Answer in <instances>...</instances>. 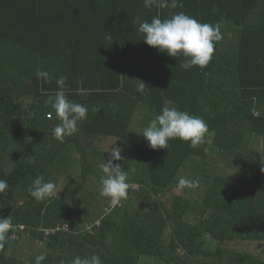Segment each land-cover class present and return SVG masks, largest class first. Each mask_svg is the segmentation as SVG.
I'll return each instance as SVG.
<instances>
[{"label": "trees", "instance_id": "16d2710c", "mask_svg": "<svg viewBox=\"0 0 264 264\" xmlns=\"http://www.w3.org/2000/svg\"><path fill=\"white\" fill-rule=\"evenodd\" d=\"M178 2L0 0V219L11 223L0 264L41 254V264L93 255L102 264H264V0ZM181 11L220 25L203 69H183V56L137 32ZM61 76L68 99L88 108L62 143L45 104ZM164 107L207 123L198 148L148 146L142 132ZM109 137L121 139L113 164L129 185L114 208L99 194ZM39 176L59 193L36 202L28 188ZM182 178L196 183L181 187Z\"/></svg>", "mask_w": 264, "mask_h": 264}, {"label": "clouds", "instance_id": "9594fccd", "mask_svg": "<svg viewBox=\"0 0 264 264\" xmlns=\"http://www.w3.org/2000/svg\"><path fill=\"white\" fill-rule=\"evenodd\" d=\"M145 8H177L183 7L178 0H143ZM137 32L143 37L147 45L157 48L160 52L171 57L183 56L184 60L180 66L188 70L194 66L205 68L212 59L215 42L221 40L220 25L201 23L195 17L184 12L173 14L170 18L161 19L159 15L154 16L151 21L139 23ZM38 78L48 82L51 77L47 71H38ZM66 77L56 79L59 89L55 95L49 96L45 101L55 111L59 124L53 129V138L64 141L65 136H72L78 131L77 122L87 117L88 108L78 102L69 100L63 91ZM146 84H138L137 92L144 93ZM98 111V109H93ZM208 133L207 123L198 116L190 115L187 111L175 107H164L149 125L143 130L142 135L152 149L168 147L171 139H180L189 143L191 148H198L205 140ZM111 159L101 166L100 195L109 198L111 207L118 206L128 196L129 185L126 182L128 174L121 169L119 164L113 161L122 159L121 150L118 147L111 149ZM264 171V169H262ZM196 182L187 179H180L181 187H193ZM8 188L5 180H0V193ZM28 192L36 202L45 201L57 194V185L52 181L45 182L43 176L37 177ZM10 217L0 219V248L10 231ZM45 259L43 254L36 257L35 264H41ZM72 264H102L99 256L93 255L90 258L76 257Z\"/></svg>", "mask_w": 264, "mask_h": 264}, {"label": "rangeland", "instance_id": "374dc122", "mask_svg": "<svg viewBox=\"0 0 264 264\" xmlns=\"http://www.w3.org/2000/svg\"><path fill=\"white\" fill-rule=\"evenodd\" d=\"M121 146V139L120 138H117V137H109L107 140H106V144H105V148L110 150L113 148V147H118L120 148ZM91 179V178H90ZM59 188L60 187H57V194L59 193ZM104 203V202H103ZM102 203V204H103ZM154 263V262H153Z\"/></svg>", "mask_w": 264, "mask_h": 264}]
</instances>
